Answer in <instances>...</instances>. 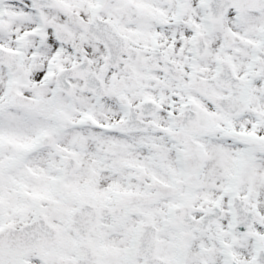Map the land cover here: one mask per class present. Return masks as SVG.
Segmentation results:
<instances>
[{
  "label": "snow or ice",
  "instance_id": "6c2138e0",
  "mask_svg": "<svg viewBox=\"0 0 264 264\" xmlns=\"http://www.w3.org/2000/svg\"><path fill=\"white\" fill-rule=\"evenodd\" d=\"M0 264H264V0H0Z\"/></svg>",
  "mask_w": 264,
  "mask_h": 264
}]
</instances>
